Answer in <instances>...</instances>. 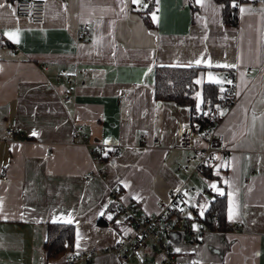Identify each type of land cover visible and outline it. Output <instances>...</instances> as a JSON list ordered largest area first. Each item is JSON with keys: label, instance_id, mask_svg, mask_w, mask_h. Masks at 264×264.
<instances>
[{"label": "crops", "instance_id": "1", "mask_svg": "<svg viewBox=\"0 0 264 264\" xmlns=\"http://www.w3.org/2000/svg\"><path fill=\"white\" fill-rule=\"evenodd\" d=\"M15 1L0 0L11 5L0 9V167L8 168L7 178L0 179V264H44L46 225L68 220L74 227L72 251L50 264H119L105 252L89 262L70 258L128 233L118 217L96 224L104 213L109 220V207L132 203L154 213L158 198L183 185L188 172L178 166L189 151L177 147V139L192 111L154 99L159 66L199 67L198 86L213 82L210 74L223 81L227 70L234 71V101L218 127L228 162L210 178L205 171L206 178L191 177L196 186L216 184L224 192L231 229L196 239L172 233L177 263L264 264L262 0L242 2L252 11L242 14L237 8L234 27L222 24L216 0H154L148 11L131 0H43L39 25L17 15ZM5 31L16 32V39L9 40ZM73 67L80 70L74 84L64 76L55 80L62 68ZM120 89L127 94L121 106ZM64 94L68 102L60 100ZM12 119L16 129L7 136L4 128ZM72 127L80 128L83 142L71 137ZM141 134L156 136L158 145H141ZM102 166L103 178L85 180ZM190 197L202 206L212 199ZM124 264H139V255Z\"/></svg>", "mask_w": 264, "mask_h": 264}, {"label": "built area", "instance_id": "2", "mask_svg": "<svg viewBox=\"0 0 264 264\" xmlns=\"http://www.w3.org/2000/svg\"><path fill=\"white\" fill-rule=\"evenodd\" d=\"M147 1L149 0H143L144 3ZM141 8L144 9L142 6ZM15 12L19 16L28 18L33 24H42L45 15L44 1L16 0ZM84 29V24L78 26L79 31ZM78 72L80 70L75 67L71 69L62 68L60 74L55 75L54 78L58 81L60 76H64L67 83L74 84L76 82L75 75ZM226 81H232V83L228 84ZM223 87L228 92L229 97L219 103V110L216 107L217 104L213 105L209 101L201 103L200 114L202 120L205 121L204 125L199 126L190 122L180 128L177 147L189 151L184 163L178 166L179 169L182 168L188 172L183 185L177 189H168L164 198H158L156 202L158 210L154 213L140 211L132 203L112 206L109 210L110 215L118 217L122 225L128 228V233L117 242L98 250H86L75 254L70 258V261L83 260L89 262L98 252H105L113 253L119 264H124L132 254L139 255V264H178L170 244L172 233L180 232L196 239L203 233L215 231L210 227L216 218L215 212L205 216L209 201L205 202L201 208L190 195L194 194L198 198L206 194L215 196V194L212 195L210 186H196L191 182V177H205L204 171L209 169L210 173L213 174L217 170L225 168L229 159V150L225 146V138L218 131V127L223 116L221 112L224 114L234 101V71L232 69L226 71ZM126 97L127 94L124 89L118 90L117 104L121 106ZM60 100L68 102L70 97L68 94H64ZM204 112H208L209 115H204ZM15 129L16 120L12 119L6 124L4 133L10 136ZM70 134L74 139L84 141V135L79 127H72ZM140 142L141 145L156 146L159 140L156 136L148 139L146 134H141ZM116 149L118 150V148ZM114 155L119 156V150ZM92 156L96 158L95 155L92 154ZM221 164L224 167H221ZM7 170L6 165L0 167L1 180L7 178ZM104 174L105 167L102 166L97 172L86 173L84 178L86 181H91L95 177L103 178ZM207 218L205 223L204 220ZM149 250L157 254L158 259L150 257Z\"/></svg>", "mask_w": 264, "mask_h": 264}, {"label": "trees", "instance_id": "3", "mask_svg": "<svg viewBox=\"0 0 264 264\" xmlns=\"http://www.w3.org/2000/svg\"><path fill=\"white\" fill-rule=\"evenodd\" d=\"M154 0H149L146 3L149 7L145 10L153 9ZM221 5V20L224 26H236L237 8L232 6L233 0H216ZM246 0H237L241 4ZM143 21L147 23V16H143ZM199 67H171L159 66L156 67L153 74L154 91L153 96L156 101H170L178 105L186 106L192 111L190 122L192 124L204 125L200 111L196 112V104L198 102L196 93L201 94L202 101H209L211 104L219 105L226 97H229L228 92L220 91L223 84L214 82H203L198 86L196 76ZM224 88V87H223ZM222 97V98H221ZM195 110V111H193ZM102 159V158H100ZM208 178L212 176L209 170H205ZM111 207L108 208L107 213ZM205 216L216 214L214 222L211 224L212 230H229L231 229L228 221L225 218V194H217L209 200V206L205 210ZM105 214V213H104ZM100 216L96 224L103 226L107 225L111 220L106 221L105 215ZM110 214V213H109ZM201 221V219L199 218ZM208 220L205 219L204 222ZM74 238V227L69 223H48L46 225V237L42 244L44 254V264L54 262L57 255L62 253L69 254L72 251Z\"/></svg>", "mask_w": 264, "mask_h": 264}, {"label": "snow or ice", "instance_id": "4", "mask_svg": "<svg viewBox=\"0 0 264 264\" xmlns=\"http://www.w3.org/2000/svg\"><path fill=\"white\" fill-rule=\"evenodd\" d=\"M121 2H122V0H121ZM131 2H132L133 4H136V5H142V7H143L144 9H147V8L149 7V5H148L147 3H144L143 0H131ZM196 2H197L198 4H200V3H202V0H196ZM262 3H264V0H262ZM232 6H233L234 8H239V10H240V12H241L242 14L245 13V12H251V11H252L251 8H245V7H242L239 3H237V0H233V4H232ZM4 8H11V5H7V4L4 3V2H0V9H4ZM121 10L123 11V8H122ZM152 18H153L154 21L156 20V15H155V13H152ZM4 36H6L9 40H15V39H16V32H13V31H5V32H4ZM199 63H200V61H197V64H199ZM233 66H234V65H226V67H233ZM149 71H151V69H149ZM210 79H212V81H213L214 83H216V84H222V83H224V81H221L220 79L212 78V77H211V74H210ZM226 82H227L228 84H231V83H232V81H226ZM195 83L199 84V83H201V81H200V80H196ZM220 91H221V92H224L225 89H224L223 87H221V88H220ZM237 95H239V93H237ZM196 97H197V100H198V102H197V104H196V109H197V111L199 112V111L201 110V103H203V101L200 99L201 94H200L199 92L196 93ZM221 98H222V97H221ZM216 107H217V109L219 110V106L217 105ZM203 114H204V115H209L208 112H204ZM221 115H223V112H221ZM31 135L36 136V135H38V133L35 132V131H33V132L31 133ZM105 143H108V141H105ZM210 187H211L212 189L216 190L217 192H219L220 195H224V192H223L222 190L218 189L216 184H211ZM185 195H187V193H185ZM228 199H229V206H230V207H229V215L231 216V215H232V207H231V205H232V193H231V192L228 193ZM101 214H102V213H101ZM108 219L111 220V219H112V216L109 215V216H108ZM66 222L71 223V220H68V221H66ZM77 247H79V235L77 236ZM177 251H179V249H177Z\"/></svg>", "mask_w": 264, "mask_h": 264}, {"label": "rangeland", "instance_id": "5", "mask_svg": "<svg viewBox=\"0 0 264 264\" xmlns=\"http://www.w3.org/2000/svg\"><path fill=\"white\" fill-rule=\"evenodd\" d=\"M219 75L222 76V74L220 73ZM225 80V74H224V77H223V81ZM215 194V191H212V195ZM199 207L203 208L202 204H197ZM134 255V254H132ZM137 255V254H136ZM131 256V255H130Z\"/></svg>", "mask_w": 264, "mask_h": 264}]
</instances>
